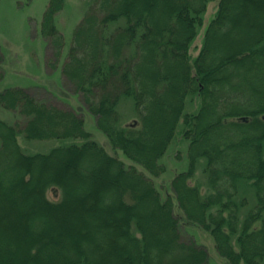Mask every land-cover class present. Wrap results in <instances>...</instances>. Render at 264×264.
<instances>
[{
    "label": "trees",
    "instance_id": "1",
    "mask_svg": "<svg viewBox=\"0 0 264 264\" xmlns=\"http://www.w3.org/2000/svg\"><path fill=\"white\" fill-rule=\"evenodd\" d=\"M65 7L50 0L43 15L47 67H61L64 91L131 163L80 110L0 91V106L26 119H0V264H208L182 221L210 233L227 264H264V0H93L66 53ZM19 136L62 144L26 154ZM177 137L188 166L164 196L156 179ZM201 165L206 190L193 183Z\"/></svg>",
    "mask_w": 264,
    "mask_h": 264
},
{
    "label": "rangeland",
    "instance_id": "2",
    "mask_svg": "<svg viewBox=\"0 0 264 264\" xmlns=\"http://www.w3.org/2000/svg\"><path fill=\"white\" fill-rule=\"evenodd\" d=\"M50 0H0V70L3 72V80L0 83V91L9 88H24L30 90L39 99L58 104L71 109L80 110L85 120V129L105 150L126 164L131 163L121 151L115 150L108 138L96 126L94 116L81 110L77 95L66 93L63 89V75L61 67L52 71L47 67L48 43L41 35V23L44 12ZM93 0H66V7L58 17V27L66 38L65 53L71 43L73 32L82 20ZM216 2L209 5L205 15V25L198 35L193 46L192 53L197 55L201 48L203 35L207 25L216 12ZM197 102L190 104L189 110L196 111ZM120 112L124 124H131L136 119L131 103L128 101L120 105ZM0 119L13 125L24 123L25 118L13 111L4 110L0 106ZM181 128V127H180ZM180 128L178 131H180ZM72 142L71 140L66 141ZM19 143L26 154L48 153L51 149L62 144L61 141H25L19 136ZM1 144V143H0ZM164 163L167 172L156 179V185L165 195L171 194V180L188 166L187 143L178 138L168 151ZM206 177L202 172V165L198 168L193 181L204 190L207 189ZM250 189L243 190L247 193L251 202L253 194ZM48 197L52 201L60 199V191L51 190ZM175 212L182 218V212L175 201ZM183 222L185 238L194 237L209 252L208 264H227L216 249V244L210 233Z\"/></svg>",
    "mask_w": 264,
    "mask_h": 264
}]
</instances>
